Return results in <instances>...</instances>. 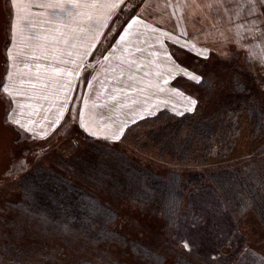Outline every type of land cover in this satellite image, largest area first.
<instances>
[{"label": "rangeland", "instance_id": "374dc122", "mask_svg": "<svg viewBox=\"0 0 264 264\" xmlns=\"http://www.w3.org/2000/svg\"><path fill=\"white\" fill-rule=\"evenodd\" d=\"M52 2L55 0H22V7H28L31 13L36 14L24 21L25 24L28 20L37 22V26L31 29L33 34H47L49 26L39 23L44 19L55 21L59 18L62 22L71 23L67 12L39 6ZM94 2L102 3L103 0H79L82 7L73 8L69 4L67 8L74 13L88 12L90 9L83 6ZM210 3L211 0H146L147 11L144 7L137 10L136 15L144 22L133 28L135 35L132 39L138 40L139 46L144 50L143 57L148 65L145 70L150 68L153 73L151 79L166 91L155 95L153 93H156V89L139 95L130 93L132 98L140 100V104L131 105L122 98L121 104L124 106L121 107L108 98L113 87L110 69L117 63L116 56L119 53H106L110 57L107 60L99 53L94 59L84 58L87 67L81 70V75L92 72L95 79L89 77L91 88L80 77L67 75L76 65L60 63L59 59H53L50 51L47 59H41L38 53L45 52L40 47L37 55L27 60L16 59L15 65L10 60L6 63L8 50L11 49L13 56L22 54L25 42L19 35L14 43L10 42V25L15 22L16 9L11 0H0V79L6 82L7 69L13 73L17 81L16 87L20 90L19 81L24 78L21 77L24 69L30 82L23 84L29 87L35 84L34 89L40 93L39 102L18 95L17 102L23 107L13 105L14 108L22 111L25 117L31 115L38 124L44 117L49 122L55 120L57 109L61 105L72 111L83 109L86 118L94 126L99 125L101 132L106 127L112 128L129 121L123 136L116 142L96 141L83 134L82 130L69 132L68 128L62 127L51 134L47 141L37 144L31 140H17V130L5 122L6 101L0 103V118L8 129L3 132V137L0 134V139L5 140L4 146L0 147V220L3 221L5 216L13 213L12 217L17 225V205L13 204L17 199V180L24 170L39 172L38 168H33L39 164L42 168L49 166L59 169L67 174L68 179L76 178L79 182L85 180L87 187L96 186L95 191L101 197H104V192L106 194L105 185H114L113 189H117L119 180L128 196L118 206L116 214L113 213V221L112 218L107 220L114 229L103 231L101 236L107 235L110 237L108 239L90 238V241H79L78 246H73L62 239L57 229H52L49 224L34 222V225H26L24 233L29 234L31 240L25 243L27 257L24 259L27 260H24V264L146 263L132 252L131 256L125 254L128 241L116 240L117 232L135 238L143 234L148 243L156 242L158 249L165 247L170 249V254H180L177 258L179 264H184L180 261L181 258L193 264H201L197 256L193 257L173 243V237L178 232H188L193 238L199 239L207 236L216 224L235 234L234 244L238 251L222 245L217 249L218 252L232 256L230 264H264V36L259 32L247 34L238 44L236 33L239 31L241 35H245V29L238 30L226 21H219L216 11L208 7ZM21 16L27 14L22 11ZM119 23L117 21V25ZM109 26L112 27L109 35H112L117 28L111 24ZM102 31L107 32V29ZM185 31L189 34V43H197L196 51L200 48L207 49L209 58L206 61L188 60L175 47H169L173 40L166 34L171 33L175 38ZM223 32L225 34L221 35ZM25 35H28L27 31ZM184 40L185 37H180L179 43L183 44ZM116 41H119V36ZM101 42L97 44V48L107 43L102 36ZM39 43L43 45L45 41ZM48 46L51 47V44ZM170 51L191 65L189 71L194 69L195 74L202 78L201 84L188 81L186 77L181 80L182 91L198 101L195 110L178 115L170 106L161 105L156 115L147 116L142 113L146 116L145 119H137L136 123H131L129 118L132 111H139L141 107L154 105L164 99H181L171 93V86L175 81L170 80L165 85L163 80L167 78L175 61V58L168 57L167 53ZM37 65L43 71V78L33 81L39 71ZM53 68L63 69V72H53L54 75L45 77V70ZM157 73L163 78L157 80ZM69 81L70 91L65 88ZM102 83L106 85L105 88L101 87ZM20 92L23 93L22 90ZM84 100L88 101L87 107ZM40 145L43 146V152L40 151ZM92 145L94 148H91ZM83 146L89 147L86 153L90 154L89 164L81 162ZM113 146L125 150L128 157H131L130 160L146 164L151 170L158 169L161 173L158 180L169 181L173 177L180 181L182 193L171 180V192L167 197L171 203H176V199L178 201L174 212L177 213L176 217L173 211L168 219L161 211H157L156 205L161 197L153 192L154 188L144 187L149 184L147 179L154 181V177L149 175L152 174L151 171L148 170V174L140 168L139 173L130 169L120 172L117 169L119 166L125 168V159L122 152V156H115L111 152ZM25 154L27 168L20 169L17 166ZM128 167L133 169L126 165ZM117 192L118 190L110 191L111 197H118ZM139 203L146 205L140 207ZM149 207L155 210L150 212ZM8 219L6 218L4 225L0 223V257L5 256L6 248L17 249V227L9 231ZM193 221L200 226L198 232L192 230ZM52 247L62 250L64 256L60 255L61 259L58 260L56 252L51 251ZM77 249L84 252L85 258L82 259L91 263H85L79 257L69 259L73 257L71 252Z\"/></svg>", "mask_w": 264, "mask_h": 264}, {"label": "snow or ice", "instance_id": "6c2138e0", "mask_svg": "<svg viewBox=\"0 0 264 264\" xmlns=\"http://www.w3.org/2000/svg\"><path fill=\"white\" fill-rule=\"evenodd\" d=\"M12 6L16 9L15 22L10 25V34L12 43L15 42L17 35H19L25 42L26 47H40L45 54L49 51L52 54L53 59H59L63 64H74L76 67L72 72H68V76L76 75L83 79L88 88L92 87L89 82V77H92V72L88 71L81 75V70L87 67L85 57L95 58L99 53L105 60L109 59L111 53L116 56L117 63L110 69L112 73L113 87L108 94V98L111 101H115L116 104L123 107L121 99H125L128 104L138 105L140 100L138 98H132L130 93L142 94L145 91L156 89V93H164L166 89L159 83L154 82L151 78L153 73L150 70H145L148 65L145 64V58L143 57V48L139 46V41L132 39L133 28L144 21L140 16L136 15L137 10L145 7L146 0H139V2L127 3L126 0H103L102 3L94 2L90 5H84L90 9L88 12H72L68 11L67 6L70 4L73 8L82 7L79 0H55L52 3H46L39 5L41 8H58L61 12H67L68 20L71 23H65L59 20L44 19L40 21L41 24L49 26L46 35L33 34L31 29L37 26V22L34 20H28L25 24L24 21L28 17L35 16L31 13L28 7H22V0H11ZM244 10V15L240 16L239 13H233L232 5ZM208 7L214 8L216 11V18L221 22H227L234 25L238 30L240 28L245 29V34L260 33L264 36V0H212V3L208 4ZM94 9L95 11H91ZM27 14V16H21V12ZM43 15L47 16V13ZM240 21L237 23V21ZM85 21L87 26H85ZM117 21L120 23L117 25ZM116 26L117 31L109 35L112 32V27ZM126 25V27H125ZM107 29V32L102 31ZM26 31L28 35H25ZM121 32L123 34H121ZM169 39L173 40V43L169 47H175L177 51L182 52L188 60L209 58L207 49H197V43H189V34L187 31L182 32L179 36L173 38L171 33L166 34ZM223 35V33H221ZM239 44L244 36L239 31L236 33ZM101 36L103 41H106V45L101 48H97V44L101 42ZM119 36V41H116V37ZM180 37H185L184 43L180 44ZM40 41H45L43 45H40ZM33 42H36L33 44ZM49 43L51 48L49 49ZM115 45V46H114ZM243 47L242 44H240ZM96 51L93 52L92 50ZM139 54V55H136ZM169 58H175L173 68L168 71L167 78H163L159 73L156 74V79L163 78L164 84L168 85L171 81L175 83L171 86V93L181 98L179 101H173L171 99L160 100L154 105L148 107H141L139 111H132V115L129 118L131 123H136L137 119H145L147 116L156 115L160 110L161 105L164 107H171V110L178 115H183L184 112L194 111L197 106V99H194L191 95H186L182 91L181 80L185 77L188 81H193L196 84H201V76L195 74V70L189 71L191 67L184 60L176 56L174 52L167 53ZM67 57V58H65ZM39 59V57H35ZM16 57L13 56L11 49L8 50L7 61H13L15 65ZM151 63V62H149ZM27 67V65H26ZM40 65H37L39 69ZM179 68L180 70H177ZM53 72H63V69L53 68ZM7 82L4 79H0V103L6 101L5 108V122L14 127L17 130V140H31L34 143L39 144L41 141H47L49 136L59 131L60 128L66 127L69 132L82 130L83 134L92 137L96 141H112L116 142L121 139L129 121L121 122L119 126L112 128L106 127L103 132L99 130V125H93V123L86 118V113L83 109H76L72 111L70 108L61 105L57 109L56 118L53 121H48L47 117H44L42 121L38 122L32 119L29 115L25 117L22 111H18L13 105L17 103V96L22 93L16 87V79L13 73L5 70ZM95 79V77H92ZM147 81V83H145ZM20 84L25 83L23 80L19 81ZM207 83V82H205ZM36 87L35 84L32 85ZM47 87V85H44ZM102 88L106 85L102 83ZM66 90H71L70 81L65 85ZM87 100H84V105L87 107ZM20 108L23 106L20 105ZM182 109V110H181ZM143 113V114H142ZM40 151L43 152V146L40 145ZM20 169L27 168V155L25 154L20 158V162L17 166ZM192 230L198 232L199 224L193 221ZM65 232L68 229H64ZM106 238L107 235H106ZM214 238V239H213ZM235 234L231 230H225L219 224H216L214 229L210 231L207 236H203L199 239L193 238L188 232L177 233L173 237V243L177 246H181L186 252L195 255L199 258L201 264H230L232 261L231 255H225L222 252H218L217 249L220 245L224 247H232L237 251L234 244ZM0 264H24L23 254L17 249L8 248L5 249V256L0 257ZM111 264V262H108Z\"/></svg>", "mask_w": 264, "mask_h": 264}, {"label": "trees", "instance_id": "16d2710c", "mask_svg": "<svg viewBox=\"0 0 264 264\" xmlns=\"http://www.w3.org/2000/svg\"><path fill=\"white\" fill-rule=\"evenodd\" d=\"M91 148H94V145H92ZM87 149H89L88 146H83V151L81 150V154L83 155H80V159L81 162L89 164L90 154H86ZM111 152L115 156H122V153L124 154L125 168H120L119 166L120 169H117L120 172H125V170L130 169L139 173V168L148 174V170L152 172V174L149 175L150 177L151 175L154 177V181L147 179L149 184L144 187H152L155 189L153 192L161 197L160 202L156 205L158 207L156 209L157 211H161L163 213L162 215L168 219L172 211L173 213L175 212V205L178 203L177 199L176 203H171L167 198L168 194L171 192L172 181L176 183L179 192L182 193L180 181L175 180L173 177H171L169 181H164L163 179L158 180V176L161 175L158 169L151 170V167L146 164L130 160L131 157L129 156V158L126 151L123 149L113 146ZM84 156L87 158H83ZM126 165L133 167V169L129 167L126 168ZM33 168H38L39 172L38 170H24L20 179L17 180V199L13 202L14 205H17V225L15 219L12 217L13 213L5 216L3 221L0 220L1 225H4L6 218H9V231H12L13 227L14 229L17 227V250L23 254V258L27 257L25 243L31 240V236L24 233V230L27 228L26 225L31 223L34 225V222L35 224H49L52 229H57L62 239L67 241V243L69 241L73 246H78L79 241L83 243L84 241H90V238L98 237V239L103 240L106 238V236H101L103 231L108 232L114 229L111 225L112 223H107V220L112 218L113 221L118 206L128 199L124 187H121L119 180H117V189H113L114 185H105L107 191L106 194L104 192V197H101V195L97 194L95 191L97 189L95 188L96 186L93 188H90V186L87 187L84 182L85 180L79 182L76 178H73V180L68 179L66 177L67 174L59 169L50 168L49 166H44V168H42L41 164L35 165ZM88 178L91 177H87V179ZM113 190H118V197H111L110 191ZM119 199L121 202L118 201ZM145 205V203H139L140 207H145ZM149 210L153 212L155 209L149 207ZM176 214L177 213H174L175 217ZM64 229H68V231L65 232ZM148 237L149 235H147V238ZM116 238V240H121L122 242L128 241L125 247V254L131 256L130 252H132L135 257L146 262L143 264H179L177 258L180 257V254H170V249L165 247L158 249L159 245L153 241L148 243L143 234L135 238L117 232ZM131 246L133 247L132 249ZM51 251L56 252L55 256H57L58 260L61 259L60 255L64 256L62 250L57 247H52ZM71 254L73 257L69 259H75L74 257H79L81 259L85 258L84 252L79 249L72 251ZM95 258L97 259V257ZM86 259L89 260L88 258ZM173 260H175V263ZM82 261L91 263L85 259H82ZM180 261L184 262V264H193L184 258H181Z\"/></svg>", "mask_w": 264, "mask_h": 264}, {"label": "crops", "instance_id": "0c3cea01", "mask_svg": "<svg viewBox=\"0 0 264 264\" xmlns=\"http://www.w3.org/2000/svg\"><path fill=\"white\" fill-rule=\"evenodd\" d=\"M211 3H212V0H211ZM235 5L233 4L232 5V11H233V13H239L240 14V16H243L244 15V10H241V9H239V8H237V7H234ZM212 10L214 11L215 9L214 8H212ZM239 21V20H238ZM246 27H247V25H245V27H244V29H246ZM223 34H225L224 32H223ZM243 36H247V34H245V35H243ZM51 47H49V49H50ZM37 51H38V47H34V48H31V47H26V46H24V52L22 53V54H15V56L14 57H16L17 58V60H19V61H23V60H27V59H29V58H31L33 55H37ZM26 52H30V53H26ZM25 55H29V57L28 56H25ZM38 55L39 56H41V59H47L48 57V53L47 54H45V53H43V52H39L38 53ZM50 59H52V58H50ZM24 70V69H23ZM22 70V75H21V77H24L25 78V80H24V78H22L23 80H24V82H30L28 79H27V76H25V73H24V71ZM49 75H54L53 74V71H52V69L51 70H45V77L46 76H49ZM20 76V75H19ZM39 78H43V71H40V67H39V71H38V73L36 74V76L35 77H33V81H37ZM21 79V80H22ZM6 82H7V79H6ZM20 84V83H19ZM20 90H22V94H21V96H23L24 97V99H28V100H30V101H33L34 99L36 100V102H39L40 101V97H39V95H40V93H38L32 86H27L26 84H20ZM17 105H21L20 104V102H17L16 104H14V106H17ZM26 106V105H25ZM3 121H2V119L0 118V134H2L1 136L3 137V135H5V134H3V132L4 131H7L8 129H7V127H5L4 125H3V123H2ZM5 133V132H4ZM4 144H5V140L3 139V138H1L0 139V147H2V146H4Z\"/></svg>", "mask_w": 264, "mask_h": 264}]
</instances>
